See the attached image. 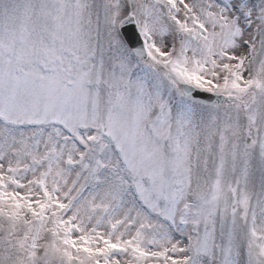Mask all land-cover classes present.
I'll use <instances>...</instances> for the list:
<instances>
[{"label": "snow or ice", "instance_id": "1", "mask_svg": "<svg viewBox=\"0 0 264 264\" xmlns=\"http://www.w3.org/2000/svg\"><path fill=\"white\" fill-rule=\"evenodd\" d=\"M0 264H264V0H0Z\"/></svg>", "mask_w": 264, "mask_h": 264}]
</instances>
